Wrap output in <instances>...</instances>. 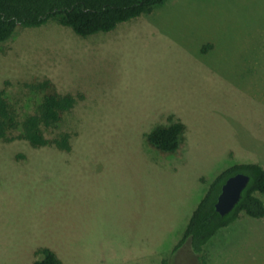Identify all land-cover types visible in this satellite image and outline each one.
<instances>
[{
	"label": "rangeland",
	"instance_id": "1",
	"mask_svg": "<svg viewBox=\"0 0 264 264\" xmlns=\"http://www.w3.org/2000/svg\"><path fill=\"white\" fill-rule=\"evenodd\" d=\"M0 90L21 119L47 94L76 98L46 128L70 149L0 139V264L44 247L63 264H264V217L245 212L202 260L176 250L218 174L264 165V0H167L87 36L20 26L0 43ZM174 121L167 152L148 134Z\"/></svg>",
	"mask_w": 264,
	"mask_h": 264
},
{
	"label": "trees",
	"instance_id": "2",
	"mask_svg": "<svg viewBox=\"0 0 264 264\" xmlns=\"http://www.w3.org/2000/svg\"><path fill=\"white\" fill-rule=\"evenodd\" d=\"M167 0H0V43L11 38L20 26H41L51 19H58L72 27L80 35L115 29L120 23L151 11ZM48 81L38 87H47ZM76 98L72 94H47L37 110L24 119L10 108L0 90V139L17 137L29 140L35 146L53 141L63 149L71 148V136L65 134L53 140L46 135V128L60 120L63 112L72 109ZM21 129L20 133L15 131ZM184 124L174 121L169 126L159 127L148 134L149 140L167 152H175L181 144ZM246 172L250 181L236 206L222 214L216 206L223 184L232 174ZM264 165L260 162L237 163L222 171L210 184L205 196L196 207L187 229L176 247L188 244L199 260L207 246L216 239L221 230L236 222L243 212L255 218L264 217ZM41 258L32 264H63L58 254L50 247L40 250ZM168 260L164 263L167 264Z\"/></svg>",
	"mask_w": 264,
	"mask_h": 264
},
{
	"label": "water",
	"instance_id": "3",
	"mask_svg": "<svg viewBox=\"0 0 264 264\" xmlns=\"http://www.w3.org/2000/svg\"><path fill=\"white\" fill-rule=\"evenodd\" d=\"M250 178V175L246 172H238L228 177L223 184L222 191L216 203L217 209L222 214H227L233 210L240 201Z\"/></svg>",
	"mask_w": 264,
	"mask_h": 264
}]
</instances>
